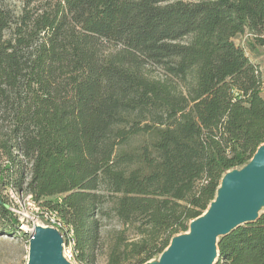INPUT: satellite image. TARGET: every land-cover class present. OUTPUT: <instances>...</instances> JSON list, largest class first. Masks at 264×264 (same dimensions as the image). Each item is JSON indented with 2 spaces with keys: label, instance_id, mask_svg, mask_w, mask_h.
I'll list each match as a JSON object with an SVG mask.
<instances>
[{
  "label": "trees",
  "instance_id": "trees-1",
  "mask_svg": "<svg viewBox=\"0 0 264 264\" xmlns=\"http://www.w3.org/2000/svg\"><path fill=\"white\" fill-rule=\"evenodd\" d=\"M13 1H0V183L15 172L40 219L58 217L76 263L104 247L105 264H146L264 144L260 69L235 43L264 46V0ZM0 219L18 225L1 193ZM216 252L264 264V213Z\"/></svg>",
  "mask_w": 264,
  "mask_h": 264
},
{
  "label": "water",
  "instance_id": "water-1",
  "mask_svg": "<svg viewBox=\"0 0 264 264\" xmlns=\"http://www.w3.org/2000/svg\"><path fill=\"white\" fill-rule=\"evenodd\" d=\"M241 169L222 177V190L211 202L207 215L190 222L189 236L172 238L158 264H213L219 237L258 217L254 204L264 197V144ZM28 264H70L61 258L60 234L56 230L32 227Z\"/></svg>",
  "mask_w": 264,
  "mask_h": 264
},
{
  "label": "rangeland",
  "instance_id": "rangeland-1",
  "mask_svg": "<svg viewBox=\"0 0 264 264\" xmlns=\"http://www.w3.org/2000/svg\"><path fill=\"white\" fill-rule=\"evenodd\" d=\"M5 2L8 6L18 7V3L13 0H0ZM264 38V35H263ZM251 36H238L236 44L243 47L247 57L256 63L260 68L262 87L261 94L264 95V46H259ZM4 165V158L0 154V169ZM25 177H28V166L24 164ZM15 167L13 168V170ZM242 169H237L236 172ZM17 174L12 172L10 176L3 178V184L0 183V193L4 197L7 204V211L12 213L16 218L18 225L11 227L4 220L0 219V264H28L29 262V236L33 226L49 227L44 220H41L39 211L36 205L32 202L30 196L25 191V186L17 187L15 182L17 181ZM9 183V184H7ZM221 183V181H220ZM12 186V187H11ZM220 186V184H219ZM219 188V187H218ZM217 192L213 202L217 199ZM55 198H48L46 201L53 202ZM44 201V200H42ZM211 204V203H210ZM208 205L206 211L209 209ZM104 206L103 208H107ZM202 214L204 216L205 212ZM257 216L264 213V197L258 202L256 206ZM102 235L106 236L113 228H118V224L112 219L103 220ZM54 229V228H52ZM55 230V229H54ZM188 230L179 236H184ZM60 234V251L61 258L66 260L70 264H78L73 259H70L67 251L68 248L64 244L63 237ZM104 247H98L96 251V259L93 264H105ZM69 257V258H68ZM160 256L147 262L146 264H158ZM88 264V263H87Z\"/></svg>",
  "mask_w": 264,
  "mask_h": 264
},
{
  "label": "built area",
  "instance_id": "built-area-1",
  "mask_svg": "<svg viewBox=\"0 0 264 264\" xmlns=\"http://www.w3.org/2000/svg\"><path fill=\"white\" fill-rule=\"evenodd\" d=\"M43 219L46 221V223H47V225L49 227L54 228L56 231L64 230V227H63L62 223L60 222V220L58 219V217H56L55 214H53V213L45 214L43 216ZM63 240H64V244L68 248L67 253H68L70 259H72V246H73V243H74L73 242L72 233L71 232L68 233L66 235V240L65 239H63Z\"/></svg>",
  "mask_w": 264,
  "mask_h": 264
},
{
  "label": "bare ground",
  "instance_id": "bare-ground-1",
  "mask_svg": "<svg viewBox=\"0 0 264 264\" xmlns=\"http://www.w3.org/2000/svg\"><path fill=\"white\" fill-rule=\"evenodd\" d=\"M222 187H223V180L221 181L220 186H219V188H218L217 197L219 196V193L221 192ZM254 205H257V204L255 203ZM210 207H211V205H210ZM210 207H209V209H210ZM209 209L205 212L204 216L207 215ZM255 214L257 215V212H256V211H255ZM36 226H37V225H36ZM185 235H186V236H189V235H190V229H189V231H188Z\"/></svg>",
  "mask_w": 264,
  "mask_h": 264
},
{
  "label": "crops",
  "instance_id": "crops-1",
  "mask_svg": "<svg viewBox=\"0 0 264 264\" xmlns=\"http://www.w3.org/2000/svg\"><path fill=\"white\" fill-rule=\"evenodd\" d=\"M260 69V68H259Z\"/></svg>",
  "mask_w": 264,
  "mask_h": 264
}]
</instances>
